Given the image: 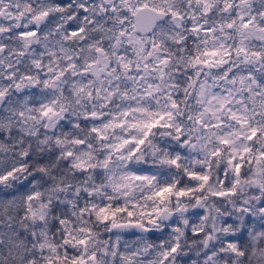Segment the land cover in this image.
Returning a JSON list of instances; mask_svg holds the SVG:
<instances>
[{
  "label": "snow or ice",
  "instance_id": "snow-or-ice-1",
  "mask_svg": "<svg viewBox=\"0 0 264 264\" xmlns=\"http://www.w3.org/2000/svg\"><path fill=\"white\" fill-rule=\"evenodd\" d=\"M0 264H264V0H0Z\"/></svg>",
  "mask_w": 264,
  "mask_h": 264
}]
</instances>
